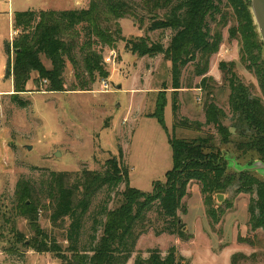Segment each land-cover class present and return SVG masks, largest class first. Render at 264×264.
I'll use <instances>...</instances> for the list:
<instances>
[{
    "label": "rangeland",
    "instance_id": "1",
    "mask_svg": "<svg viewBox=\"0 0 264 264\" xmlns=\"http://www.w3.org/2000/svg\"><path fill=\"white\" fill-rule=\"evenodd\" d=\"M89 4L90 0H0V264H61L50 252H37L25 247V243L36 236L38 227L55 235L64 249L69 245L66 229L70 220L66 218L59 226H53L49 199L45 194L40 193L42 200L38 218L32 221L25 217L24 202L15 195L21 178L42 190L43 183L53 171L103 170L105 161L113 154L118 155V147L121 146L124 165L130 170L131 185L151 192L153 183L164 181L173 166V150L167 130L169 135L174 133L177 137L212 133L219 139L217 129L206 123L205 104L210 99V92L227 114L223 123L233 133L236 132L229 104L230 86L222 63H233L239 79L251 86L255 95L263 97L259 77L246 65H253L255 58L246 64L242 60L245 40L240 17L228 0H222L216 12L207 19L213 32L219 28L223 35L218 52L210 58L207 76L211 79L202 84V76L196 75L194 61H191L183 70L182 80L184 85L192 88H183L178 94V119L199 122L202 125L200 129L178 127L173 132L169 54L175 32L170 26L150 29L153 21H168L170 18L166 17L164 10L145 11L139 6L136 18L126 15L118 20L122 38L113 46L101 43L96 46L104 56L108 77L98 76L91 90L60 92L47 91L46 81L36 84L38 74L34 72L28 91L20 94V99L27 102L26 106L14 102L12 78L6 75V43L12 42L16 36L13 25L15 12L87 8ZM253 19L259 32L254 15ZM144 42L161 50L152 56L141 55L136 45ZM10 50L11 59H14L13 44ZM42 59L50 68V61L45 57ZM64 77L69 89L75 83L70 63ZM105 83L108 87L104 86ZM165 90L167 104L162 125L156 117L149 115L156 111L158 93ZM233 138L236 139L235 134ZM226 148L229 149L231 171L256 167L249 171L264 180V161L256 156L238 158L232 144ZM250 160L253 164L247 165ZM201 187V183L196 181L189 185V194L185 197L188 213L178 211L187 227L188 238L167 231L158 235L156 229L164 222L158 219L155 208L148 213L152 224L140 236L127 264H135L138 254L147 257L149 249L153 248H159L165 256L172 246L189 264H231V257L237 252L249 256L242 264H264V227L254 228L252 223V213H256L252 202L255 193L235 192V188L223 193V201L216 200L223 213L218 221L213 222L206 213ZM124 189L125 184H121L115 190L104 187L97 193L86 216L81 248L92 247L90 235L94 218L102 222L105 216L100 214L101 207L115 208L118 205L116 194ZM96 227L99 238L102 225L99 223ZM18 235L24 243L17 240ZM240 238H248L252 242Z\"/></svg>",
    "mask_w": 264,
    "mask_h": 264
},
{
    "label": "trees",
    "instance_id": "2",
    "mask_svg": "<svg viewBox=\"0 0 264 264\" xmlns=\"http://www.w3.org/2000/svg\"><path fill=\"white\" fill-rule=\"evenodd\" d=\"M222 0H90L87 8L66 10H27L17 11L13 17L16 36L6 43L8 67L6 75L13 81L14 102L26 106L20 94L27 92L28 83L34 72L38 74L36 84L46 81L47 91L91 90L98 76L108 77L104 56L96 48L99 43L113 46L122 38L119 19L126 15L136 18L137 7L145 11L164 10L168 21L155 20L150 24L152 30L170 26L174 30L171 38V88L172 110L174 116L173 132L178 127L200 129L199 122L178 119L180 103L178 94L184 85L183 70L194 61L195 73L202 76V84L211 79L207 76L210 58L218 52L223 41L222 32H213L207 21L216 12ZM236 9L241 20V32L245 40L242 60L246 64L255 58L250 70L256 72L260 81L262 95H255L251 86L241 81L234 70L233 63H222L230 86L229 104L233 113V133L223 123L227 116L212 95L205 104V117L208 125L217 129L219 139L212 133L196 137H177L169 135L173 150V166L166 173L164 181H155L151 192H145L131 185L130 170L123 162V149L118 147V155H111L103 170L83 169L77 173L53 171L41 190L31 181L21 178L16 186L15 195L22 201L24 215L36 220L41 208V195L49 199L50 220L53 226L66 218L70 223L66 229L69 245L64 249L55 235L40 227L25 247L37 252H50L61 264H127L135 252L140 236L149 230L152 220L148 213L156 208L158 219L163 221L156 233L167 231L188 238L185 224L180 223L178 211L188 213L185 197L189 185L200 182L201 193L207 215L216 222L223 210L217 194L226 193L231 188L235 192L255 193L252 200L256 213H252L254 228L264 227V180L249 170H230L228 144L240 157L256 156L264 161V42L254 23L250 0H228ZM218 13V11H217ZM11 44L14 59H11ZM137 51L144 56H152L161 49L144 43L136 45ZM42 57L50 61L48 68ZM68 63L72 65L75 83L66 87L64 77ZM161 91L156 99V111L149 116L156 117L164 125V107L167 93ZM236 135V139L233 135ZM253 164V160L247 165ZM121 184L125 189L116 194L118 205L115 208L101 207L100 214L105 219L100 222L94 218L90 239V249L81 248L80 243L85 230L86 216L89 214L97 193L104 187L115 190ZM30 200V203H27ZM216 204V205H215ZM229 204V202H227ZM102 225L101 235L97 236V225ZM18 235L17 240L20 239ZM248 240V238H240ZM91 252V253H89ZM149 255L138 254L135 264H189L172 246L164 256L159 248L149 249ZM249 256L237 252L231 257V264H242Z\"/></svg>",
    "mask_w": 264,
    "mask_h": 264
},
{
    "label": "water",
    "instance_id": "3",
    "mask_svg": "<svg viewBox=\"0 0 264 264\" xmlns=\"http://www.w3.org/2000/svg\"><path fill=\"white\" fill-rule=\"evenodd\" d=\"M250 3H251V11L254 15L255 22L258 25L261 38L264 42V0H250ZM28 148L30 147L28 146ZM251 169H256V167L246 168L244 170H251ZM223 197H224L223 193L217 194V200L219 202L223 201ZM179 222L181 223L182 219H180ZM183 229L185 231L187 227L185 226Z\"/></svg>",
    "mask_w": 264,
    "mask_h": 264
},
{
    "label": "crops",
    "instance_id": "4",
    "mask_svg": "<svg viewBox=\"0 0 264 264\" xmlns=\"http://www.w3.org/2000/svg\"><path fill=\"white\" fill-rule=\"evenodd\" d=\"M12 89L14 90V88H13V81H12ZM5 92H9V90L8 91H5Z\"/></svg>",
    "mask_w": 264,
    "mask_h": 264
},
{
    "label": "built area",
    "instance_id": "5",
    "mask_svg": "<svg viewBox=\"0 0 264 264\" xmlns=\"http://www.w3.org/2000/svg\"><path fill=\"white\" fill-rule=\"evenodd\" d=\"M104 86H105V87H108V83H105Z\"/></svg>",
    "mask_w": 264,
    "mask_h": 264
}]
</instances>
